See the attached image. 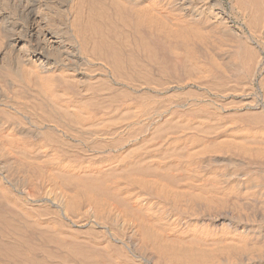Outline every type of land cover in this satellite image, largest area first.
I'll return each mask as SVG.
<instances>
[{"label":"bare ground","instance_id":"1","mask_svg":"<svg viewBox=\"0 0 264 264\" xmlns=\"http://www.w3.org/2000/svg\"><path fill=\"white\" fill-rule=\"evenodd\" d=\"M203 1H205V0H0V78L3 80L5 78L7 80L8 84H11L12 80L15 78L20 80L21 82L22 81L27 82L29 80L28 78L29 77L31 78V75L28 77V73H27L28 69L30 71H32V70L36 71V73L35 72H33V73H35V75L38 73V76L37 75L32 76V77H35L34 78L35 82H32V83L33 84L36 83L38 85L36 87H39L41 89L42 93L40 91H38V92H40V95L43 96L44 92L47 93V95H50L51 94L50 92H53L52 94H54V95H52V96L54 97V99H57L55 96H58V95H57V91H55L56 89H55L54 85H55L56 79L58 78L57 80H59V81H60V79L55 74L57 72H61L60 70L63 67L66 69H71L73 67V64L76 63L75 58L78 60L77 57H72V55H74V54H72L74 52L72 49V45L74 44L73 41H74V38L76 40L78 38L77 34L73 33L74 31H72V29L69 28V26H73V25L74 26L77 25L78 29H81L82 25H85V26L88 25L89 26V32L91 33V35H89L90 34L89 32H88V35H89V38L91 37L89 40L92 41L90 45L92 46V44H93V47H91L92 51L89 50V52L91 51V53H90L91 55H92V52H94L98 55H101V57H102V55L105 56L107 54L108 60L110 61V64H113L112 66H114V68L109 63H107V66L109 64L110 67H112V69H114V72H116V70H118L119 72H120V70L124 71L125 70V69L123 70V68H124L123 59L124 58L121 55L123 53H120L121 51L118 48L119 45H117V43H120L121 48H122V46H121L122 44H121V42H117V43L115 42L114 44H116L117 45L116 46L113 44V41L110 38L112 35L113 37H115L114 38V40H115V39H117V35L120 36V32L118 31V29H120L122 27H120V28L116 27L117 25H119L118 22L120 21L122 23H124V22L131 23L133 25L134 29L136 30V32L139 29H146V33L151 32L153 34V37L155 36L154 34H156V36H158L160 39L162 37L166 38L165 40H167V41L165 44L169 45L166 48L170 47L171 49L176 48V49L180 50V53L177 51L179 53V56H176V58L174 57L175 62L172 61L174 63V66H175L176 62H178V63L182 62L183 66L185 65V62H190V66L188 65L189 69H187L186 67L185 68L187 70H190L191 69L190 67H192V70H195L196 73L201 74L202 76L199 75L200 77H198V74L196 75L199 78V80L202 77H204V79L209 78V87H210V85L212 86L209 89L214 88V91L220 90L221 92H226L227 90H229V91H231L230 94H232V92H236L237 90L243 89L245 87V85L248 83L249 78L253 77V76H251L252 71H253L252 69H253V66L255 64V60L257 59L255 56V54H256L254 51L255 49L253 48V45H250V43L247 40L250 38H243V36H241L240 33L239 34L235 33V30L231 26L232 24L230 22V19H229L227 13L225 12V10L223 8L221 0H209V3H206V2L202 3ZM232 3L236 9L239 8L241 12H244L245 14H247L248 20H247L246 24L251 28V30L253 29V31L258 32L259 35H261V37H262L261 41L262 42L255 40V42L258 43V45H259L258 47H260V45L264 44V0H232ZM239 9H237V10H239ZM84 13H86V14L84 15ZM111 13L113 14L112 15L113 18H115V19H111V22L109 20V23H108V18H109V15ZM241 16H242V14H241ZM124 24H122V26ZM84 27H82V29ZM69 29H71V31H69ZM131 29H133V28H131ZM73 30H74V27H73ZM122 30H124V29H122ZM80 31H82V30H80ZM84 32H85V30H84ZM124 32L125 31H121V33H124ZM139 33H141V32L140 31L137 32V34H139ZM83 34L85 36L86 32L82 33V35ZM126 34H128V33L126 32ZM152 34H150V35H152ZM257 34L254 35V37L257 36ZM78 35H79V33H78ZM122 35L124 37L123 38L124 41H126L125 39L127 36H124L125 34H122ZM232 35L235 37H233ZM137 36H139V35H137ZM120 37L117 40H120ZM81 38H84V37L81 36ZM258 38H259V36H258ZM123 39H122V42H124ZM256 39H257V37H256ZM163 41H164V39H163ZM82 42H83V40H82ZM79 43H80V40L78 41V44ZM83 43L86 44V46L88 44L87 40H85V39H84ZM138 43L140 44V47H141L142 42H138ZM144 43H145V41H144ZM144 43L142 44V48H143V52H146V55H147L151 51V48H149L150 45L148 46V43L147 44H144ZM161 44H162V42H161ZM123 45H124V43H123ZM129 46L131 47V45H129ZM223 46H225V49L223 48ZM83 48H85V47H83ZM83 48L81 50H83ZM152 48H154V47H152ZM171 49H169L171 51V53L173 51H175V49L174 50H171ZM84 50H86V49H84ZM181 52L183 53L182 56L180 55ZM85 53H86V51H85ZM129 53H127V54H129ZM150 53L152 54L154 52H150ZM175 53H176V51H175ZM175 53L174 54L172 53V55L174 56ZM178 53H176V54H178ZM127 54H126L125 60H128ZM98 55H96V56H98ZM206 55H207V57H206ZM256 55L258 56L259 54L257 53ZM123 56L125 57V55H123ZM133 56H132V58H134ZM93 57H94V54H93ZM98 57H100V56H98ZM71 58H73V59H71ZM105 58L107 59V56ZM105 58H103V59L105 60ZM146 58H148V56ZM134 59H135V65H139V64H136L137 59L136 58H134ZM153 59H155V58L153 57ZM150 60H152L151 57H150ZM183 60H185L184 63H183ZM193 61H196V62L194 63ZM132 64H133V61H132ZM132 64L130 62V65H132ZM141 65L144 66L143 64H141ZM141 65H139L140 68H141ZM133 66H134V64H133ZM130 67L132 69V66H130ZM127 68H128V66L126 67V69ZM133 68L138 69V67H135V66ZM141 69H144V68H141ZM254 69L256 70V68H254ZM133 70H135V69H133ZM30 71H28L29 74H32V72H30ZM62 71H64V70H62ZM110 71H111V69H110ZM122 71H121V73L126 74L125 76H127V78H128L130 73L127 74L126 70L124 72H122ZM131 72H135V76H137L136 72H138V71H131ZM141 72H144V71H141ZM190 72L186 71V73L191 74ZM255 72L256 71H254V73ZM258 72H261V71H258ZM192 73H194V71H192ZM196 73H194V75ZM139 74L140 73H138V76H139ZM141 74H140V76H141ZM32 75H34V74H32ZM110 75H111V72H110ZM117 75L121 76L119 73ZM54 76L57 78L54 79ZM68 76H70V75L68 74ZM122 76H123V74H122ZM125 76L121 77V78H125ZM72 77H73V74H72ZM142 77H145V74L144 75L142 74ZM61 78H64L63 75ZM129 78H128V80H130ZM16 79H15V81H16ZM31 79L33 80V78H31ZM64 79H66L67 81L70 80V78H68V79L64 78ZM79 79L81 80L82 78L79 77ZM204 79H201V80H204ZM61 80H63V79H61ZM74 80H75V78L73 79V81ZM76 80H78V79H76ZM83 80L85 81V79H83ZM20 81L17 83L15 82V83L17 85H18V83L21 84ZM71 81H72V79H71ZM84 81H83V84L84 83L87 84L86 83L87 81L86 82H84ZM26 82H25L26 85H29L31 83L30 82L29 84H27L29 81L27 83ZM206 82L207 81H205V83ZM259 82H260L261 91L263 92L262 97H264V77L262 79H260ZM71 83H73V82H71ZM5 84H6V82H5ZM57 84H58V82H57ZM75 84H79V83H75ZM81 84H82V82H81ZM21 85H23V82ZM59 85H60V83H59ZM201 85H202V83H201ZM203 85L208 87V84L207 85L203 84ZM88 86H91V85L87 84V87ZM248 86L250 87V85H248ZM248 86L246 85V88H248ZM2 87H4V86H2ZM2 89L5 90V88H2ZM9 89H12V87H10ZM52 89H54V90L52 91ZM77 89L79 90V88H77ZM85 89H86V87H85ZM4 90H2V91H4ZM247 90H249V88ZM10 93H12V92H10ZM212 93H213V91H212ZM226 93H228V92H226ZM1 94L2 93L0 91V95ZM58 94H59V92H58ZM52 96H50V99L49 98H47V99L51 100L53 98ZM231 96H233V94ZM13 97L15 99V95ZM44 97L46 99L47 96H45V94H44ZM122 97H124V96H122ZM146 97H149V95ZM150 98H151V96L149 97V100H151ZM1 99L2 98H0V100ZM5 99H6V97H5ZM147 100H146V102H143V103H142V101L139 102V103H142L139 106L142 108V110L140 109V111H142L143 113L145 111H147L148 108H149V112L151 109L152 101H150L151 102L150 103L149 100L148 101ZM227 100H228V98H227ZM229 100L233 101L231 99H229ZM3 101H6V100H3ZM194 101H196V100H194ZM5 103H3V104H5ZM153 103H155V102H153ZM156 103H158V102H156ZM204 103L206 104V102H204ZM229 103L231 104V107H232V105L234 106L236 104V103L232 104L231 102H229ZM242 103H244V102H242ZM194 104H196L197 106L193 108V110H192L193 112L194 111L199 112L197 110H201V111L207 110L208 111L209 110L208 107H210V106L212 108L211 103H207V105H204V104L201 105L202 103H200L201 106L197 103H194ZM217 105H219V104H217ZM225 105L226 104L224 103V106ZM18 106H21V105L19 104ZM82 106H84V105H82ZM86 106H88V105H85L84 107H86ZM139 106H138V108H139ZM164 106L167 107L166 103H164ZM221 106H222V104H221ZM227 106H228V104H227ZM156 107H158V104L155 107L153 105V109ZM162 107H163V104H162ZM189 108H191V107H189ZM214 108H217V107L214 106ZM21 109L22 108H20L18 110L21 111ZM78 109H79V107L77 108V110L75 109V111L72 110V112H74V113H73V115L71 114L70 116L76 117L77 119L85 122L87 120V118H85V117H87V114L86 113L83 114L84 112H81V109L84 111L85 108L84 109L81 108V109H79V111H78ZM157 109H159V108H157ZM157 109H155V112ZM224 109H225V107H224ZM187 110H189V112H191L190 114L193 113L191 111V109H187ZM219 110H220V108H219ZM219 110H217V111H219ZM221 110H223V109H221ZM221 110H220V112H221ZM22 111H23V109H22ZM152 111H154V110H152ZM258 111H260V109ZM258 111L255 113L254 112L253 113H247L246 112V114L242 113V115H240V116L238 115L237 118H240L239 120H243L244 122L248 123V125H250L249 129L251 128L252 131H254L253 129L257 130L256 128H259L261 130V129H264V112H263L264 107H263V109H261L262 112L261 111L258 112ZM6 112L8 113V111H6ZM72 112H70V113H72ZM177 112H179V111H177ZM181 112H185V111L183 110ZM2 113L5 114V111L4 112L2 111ZM151 113H153V112H151ZM199 113H201V112H199ZM9 114H8V116H10ZM135 114H134V116H136L135 118L138 119L137 114L139 115V113L135 112ZM203 114H204V112H203ZM214 114L213 115L209 114V116L211 115V117H212V116H214ZM216 114L219 115V113H216ZM64 115H65V113H64ZM68 115H69V113H67L65 116H68ZM147 115L145 114V115H142L141 117H143V116L145 117ZM178 115H180V114H178ZM217 115H215V116H217ZM235 115L233 114L232 116H235ZM4 116H6V114ZM11 116H12V114H11ZM25 116H27V114ZM193 116H195V115H193ZM17 117H19V116L17 115ZM147 117H149V115ZM188 117L189 116H186V119ZM221 117L223 118V116H220V118ZM67 118L71 119V117H67ZM234 118L235 117H233V119ZM72 119H74V118H72ZM77 119H75V121ZM89 119L90 118L88 117V121H89ZM1 120L4 121V119H2V117H1ZM17 120H19V119L17 118ZM188 120H189V118H188ZM13 122H15V121H13ZM71 122H72V120H71ZM80 122H78V123H80ZM8 123H10V122H8ZM8 123H7V125L5 124L6 127H0V149H1L0 151L3 152V157H2L3 158V165L2 164L1 165L3 167H4V164L8 165V166L10 165L12 168L14 166L16 168V171L18 169L20 170V173L22 174L20 176H23V178H22V180L21 179L20 180L15 179L17 181V184L15 187L18 188V190L17 189L16 190H17V193L19 194V197H20L19 199L21 200V202H28V201L33 202L34 206L33 205L30 206L31 204L30 205L28 204L32 208L29 207L30 209H27L28 211H26V212H30V214L32 213L31 215L35 214V215H38L40 217H42V216L45 217V216H49L50 213L51 214L53 213L52 216L59 214L60 216H62L64 219H67V220L69 218H71V216L77 217V215H79V212L81 210V202H80V201H82V199L80 200V196H81V198H83L85 201L84 202L85 203V207H84L85 209L83 210V211H85L84 216L86 215L85 218L87 220H89V224L91 226L99 225V226L104 227V226H106V225L108 226L110 224L112 226L117 227L118 231L120 230L119 232L121 233V235L114 229L115 233L117 232L120 235V237L115 235V237L117 238V239H115V240H117L116 243H118V245H117L118 251L121 250L122 252H127L132 257H134L135 259L140 260V259L148 258V259H151V261L153 260V262L158 261L162 264H218L219 262H222L223 260L227 264H237L238 262H240L241 259L246 258V255L249 251L251 252V250L254 249L253 246L255 244H253L251 246L252 249H250L249 251L247 250V247H248V245H250V243L256 242V245L258 243V244H260V246L262 244V248L264 249V213L261 212L264 210H261L260 211L261 213H258L260 208L258 209V211L255 210V211H257V213L255 211H253V212H255V214L247 215V217H244L246 213L244 212L245 214H243V213H241V211H240V213L243 214L244 216H241V215L239 216L238 214H237L238 216L236 214L233 216L231 215L232 219L230 220L231 222H229L230 224L227 227H225L223 225V223H224L223 219H218L214 222H211L209 220H204L203 221L204 223H201V224H199L197 222L199 225L196 222H194V223L192 222V224L191 223H185L187 225V227L182 226V225L176 226L177 224H176V221L174 220L176 225L175 226L172 225L170 227H167V226H161L158 222L160 219H162L160 217L163 216L162 214L165 211V210L163 211V207H165L164 205L162 207H160V208H162L163 213L162 214L157 213V215H156V213L151 212L152 210H155L154 209L155 207L154 208L153 207L150 208L151 206L148 207V208H150L151 211L148 210L147 208H143V209L140 208L139 209V208H137L138 206L136 207L137 204H135V205L133 204L134 202L131 203L132 205H130V204H128L131 202L130 200H127L128 201V203H127V202L123 201L124 199H120V197L123 196V194L120 193V196H118L119 194H117V191H116L118 179L121 177H124L131 182H136L138 185H141L142 187L147 188L149 191L148 193L152 194V197H153V195L161 196L162 198L166 199L165 200L166 204H167V200H169V201L171 200V203L173 202V205H175L177 207H182V209H183V207L186 209H191V213L192 212L195 213L192 210L197 209V207L203 208L204 210H206V212L207 211L208 212H214L215 210H218V209H223L222 212H224V210H225L224 208L227 207V203H228L227 198H228V196L230 198L232 197V194H233L232 192L234 190L231 192V188H230V190H229V188H227L225 191L224 190L218 191V190H220V189H218V187H221V186H219L220 185L219 183H222L223 187H225L224 184L228 180L225 178H231L232 179V177H234V175L232 173H235L239 168L238 169L236 168L237 170H234L235 169L234 166L227 165L230 167H225L226 166L225 165L222 169H220L218 171L220 173V171L222 170L221 174L217 175L218 172L215 173V171H214L216 169L215 166L214 167L212 166L213 168H210V169L215 168L214 170H211L213 172H208V171H210L208 165L209 164L215 165V162H213L214 160L212 161V159H211L213 164H212V162L206 163V161H205V164L206 165L208 164L207 165L208 171L204 170L205 174L203 173L205 177H202V178L200 177V179H199L198 178L199 176H198L195 179L194 178L195 175L192 176V174H191V176H192L191 177L189 175L187 176V173L189 174L192 170L196 171V169L201 171V170H203V168L201 169V167L204 166V164L201 165L199 163L201 161H199V162L195 161L196 163L192 162L193 163L192 166H190L192 163L189 164V166H186L187 167L186 169H188V171H190V172L186 171L187 172L186 173V172L181 171L182 173L180 175L185 180L183 182L184 184L183 183L178 184V183H180V182H178V180L181 181L182 179H179V175H176L177 173L175 174V171H177L178 168L180 169V167H176L177 166L176 164H174L173 166L171 165V168H169L170 165L166 166L167 168L164 165H161V167H160V165L159 166H156V165L152 166L153 163H151L150 165H147V164L146 165H132L131 167L122 169L120 171H115V172H112V173L107 174V175L100 174V169L97 167L92 168L91 171H87V172L82 173V175L75 174V175L70 176V175H66L63 172L58 171L59 174H57L55 176L52 173V175L55 178L61 180V182H63L64 184L69 185V186L70 185L74 186V188H72V189H76V191L72 190L73 195H72L71 191H67L68 193L69 192L71 193V195H70V194L66 193V189L64 188V186H63V189H59L58 191H54L55 188H54V190H50V188H48V190H47L45 187H43V185H45L44 181L46 179V175L50 174V177L52 176L50 173L53 170L51 166L44 165V166L39 167V166H36L35 164L34 165H28L27 164L26 165L18 158V156H16L17 155L15 153L16 150L18 151V150L23 149V148L25 150L28 146L30 147V145H28L29 142L27 144L26 142L23 141L25 136H27L29 133L26 134L27 130H25L23 127H20L17 124L14 125L12 123L14 125V126H12L10 124L8 125ZM19 123H21V126L24 125V124H22V123H24L22 121H19ZM81 123H83V122H81ZM136 123H137V121H136ZM0 124H2V123H0ZM251 130H249L250 133H252ZM261 131L264 134V131L263 130H261ZM35 132H36V130H35ZM45 132H47L46 134H50V133H48V131H45ZM132 132H133V130H132ZM257 132H258V130H257ZM32 133L34 134V132H32ZM128 133H130V132L128 131ZM141 133H142V131H141ZM253 133H256V132H253ZM29 135H31V134H29ZM29 135L27 137H29ZM130 135H132V134H130ZM47 136H48L47 137V140H48L49 135H47ZM51 137H52V135H51ZM54 137H55V134H54ZM44 139H46V137ZM262 139H261L262 141L258 142V143H254L256 139L253 142L250 140L245 141V139H244V141L243 140H232L231 142H229V141L227 143L225 142L226 144L224 143V145H222L223 143L221 145L220 144H217V145L214 144L215 146L212 145V143L210 142L211 145L210 144H208V145L212 149L207 148V147H205V149L207 148L208 150L211 149L213 151V149L216 147V150L218 149L217 152L219 153V150L225 148L223 150L226 151V150H228L227 147H229V148L231 147V149H233V151H232L233 155H234L235 151L237 153H239V156L237 155L238 156L237 158L240 157V155L242 154L241 152L245 153V151H246V153H247V152H249L248 151L249 149H253V151H254V152H252L253 154L251 152H249V154H247V155H248V157L250 156V154H251V157H252V155H256V156H258L259 159H257V160H259V161H257V162L254 161L253 160L254 156L252 157L253 158L252 161L255 162L256 165L254 164V166L257 168V170L254 167L256 172H254V170H253V172L255 174L254 173L253 174L251 173V174H252V176L253 175L255 176L257 174L264 179V161H263V158H264V138H262ZM52 140L53 139H51V141ZM257 141H260V139L259 140L257 139L256 142ZM245 142L254 143V144L251 143V145H253V147L251 148L250 147L251 145L248 146L247 143H245ZM208 145H206V146H208ZM24 150H22V151H24ZM25 151H27V149ZM179 152L177 151L175 153V156H178L177 153H179ZM227 152H229V151H226V153ZM227 154L229 155V153H227ZM179 155H181V152ZM244 155L243 154L241 155L242 159H243ZM247 155H246V157H247ZM230 156H229V158H230ZM256 156H255V160H256ZM20 158H23V157L21 156ZM260 158H262L261 160L263 162H261ZM229 160L231 162V158ZM232 160H233V158H232ZM239 160H241V159H239ZM236 161H234L235 163L233 162L231 164H233V165L237 164ZM208 162H210V161H208ZM224 162H225V160H223V163ZM245 162L247 163V160ZM245 162H243L242 165ZM249 163H250V161H249ZM225 164H227V162ZM219 166H220L219 168H221L222 165H219ZM245 166L248 168V165H245ZM204 167L207 168L206 166H204ZM239 167H241V166L239 165ZM242 167L245 169L244 166H242ZM183 168L184 167H182V169H180V170L184 171ZM228 168H234V169L231 170ZM55 170H56V172H55V174H56L58 168ZM198 170L196 171L197 175H199L200 173L202 174V172H204V171H202L199 173ZM242 171H243V169H241V173H242ZM248 171H249V169H248ZM237 172H239V171H237ZM16 173H19V172H16ZM178 173H180V172H178ZM236 173H235V175H236ZM244 173L246 174V171ZM249 173H250V171H249ZM203 174H202V176H203ZM248 175H245V176H248ZM50 177H48V178H50ZM248 177L250 178V176H248ZM16 178H18V177H16ZM236 178H238V177L236 176ZM242 178L246 179L247 177L242 176ZM242 178H241V180H242ZM233 179H232V181H235V179L234 180ZM256 179H258V177ZM51 180L53 181V179H51ZM237 180H239V179H237ZM246 180H243V182ZM253 180H251L249 182L256 183V184H254V186L257 185V182H255ZM260 180H261V178L259 179V181ZM48 181L49 180L47 179V182ZM263 181H261V182H263ZM228 182H229V180H228ZM230 182H231V180H230ZM231 183L229 184V186L232 187V189H233V187L236 188L237 187L236 185H238L237 181L233 182L232 184ZM55 184H57V183H55ZM259 184H258V186H259ZM57 185H56V189L61 187V186L57 187ZM217 185H218V187H217ZM227 185H228V183H227ZM45 186H47V185H45ZM52 186H53V184H52ZM252 186H253V184H252ZM260 186H262V185H260ZM238 188H240V187L238 186ZM238 188H236V189H238ZM256 188H258V187H256ZM64 189H65V191H64ZM236 189H235V191H236ZM240 189L238 191H240ZM244 189H246V188H244ZM247 189H250V188H247ZM259 189L261 190L262 188H259ZM227 191L228 192L230 191L232 193L231 196L228 194ZM2 192H4V191L1 190L0 193L2 194ZM76 192L78 193L79 197L77 196ZM75 193H76V195H75ZM4 194L1 195V197H2V199H5L7 201L6 198H8L7 196L9 194L7 193L8 195H5L6 198H4ZM234 194L236 196H239L236 194V192H234ZM235 195H233V196L235 197ZM259 195H260V193H259ZM260 197L263 198V196H260ZM230 198H229V200H230ZM235 198H237V197H235ZM239 199H241V198H239ZM12 200L13 199L11 198V201ZM6 201H5V203H6ZM9 201H10V199H9ZM39 201L40 202L46 201L48 203H43L45 205H42L39 203L37 204V202H39ZM230 201L232 202L233 200H230ZM253 202H255V201H253ZM158 203H160V202H156L157 206H158ZM235 203H237V202H235ZM7 204H9V203H7ZM15 204H17V203H15ZM15 204H13V205H15ZM47 204H50V206L53 207L55 212L51 211L49 209V205H47ZM161 204H163V203L161 202ZM246 204H244V205H246ZM262 204H264V202ZM148 205H150V204H148ZM154 205H155V202H154ZM169 205L170 204H168V206ZM256 205H258V204H256ZM18 206H20V204ZM159 206H160V204H159ZM170 207H174V206L170 205ZM237 207H242V206H237ZM23 208H24V206H23ZM144 209H147V210H144ZM186 209H183V211H182L178 208L176 212H178V210H179V212L180 211L184 212ZM200 209H198L196 211V213L199 214ZM203 209H202V211H200L201 215L203 214L202 212H204ZM243 209H245V208H243ZM170 210H168V211H170ZM22 211H24V210H22ZM172 211H174V210H172ZM247 211H249V209ZM167 212H165V213H167ZM220 212H221V210L218 212V214ZM237 212H238V210H237ZM165 213H164V215H165ZM191 213L189 210L188 214L191 215ZM250 213H252V212L250 211L248 214H250ZM27 214H29V213H27ZM153 214H155L156 216H154ZM158 214H159V216H158ZM173 214H171V215H173ZM175 214H177V213H175ZM184 214H186V213H184ZM214 214H216V213H214ZM214 214L212 213V215H214ZM224 214H225V212H224ZM169 215L170 214H168V217H169ZM199 215L196 216V214H195L196 217H199ZM186 216H187V214H186ZM195 216L193 215V220L195 219L194 218ZM248 216H250V218H248ZM124 217H128L129 219H127V221H126L124 219ZM201 217H204V216H201ZM48 218H50V216ZM171 218H174V217H171ZM177 218H175V219L178 220ZM77 219H79V218H77ZM81 219H82V216H81ZM208 219H211V218H208ZM69 220L71 222L72 219H69ZM180 220L183 221V218ZM185 220H187V219H185ZM9 221L5 217L0 216V227H2L4 229V232H6L5 229L9 230L7 233L9 235L10 234L12 235L14 232L15 233L17 232V230H16L17 227ZM187 222H188V220H187ZM177 223H178V221H177ZM31 224L33 226H36L35 222L31 223ZM188 224H191V225H188ZM224 224H226V223H224ZM178 225H180V224H178ZM29 226L31 227L30 224H29ZM29 226H27V227H29ZM217 226L219 227V229L217 228ZM2 228H0V229H2ZM110 228H111V226H110ZM89 229H92L94 231L95 228H89ZM216 229H218V230H216ZM2 231H0V234H2L1 233ZM111 231H112V229H111ZM18 232H19L18 233L19 236L23 235V234H21L22 232H20V231H18ZM46 234L47 233H45V235ZM14 235H16V234H14ZM3 236L5 237V236H7V234L4 233ZM94 236H96V235H94ZM17 237H18V235H16V237H15L17 239V241L15 240V238H12V237H11L12 239H9V240H8V238L6 240V237H5L4 239L6 241H2L3 239L1 237L2 240H0V256L3 255L6 258L8 257L10 261L11 260L14 261L13 264H18V262L21 260H24L26 262V264H43V263L46 264L44 262L46 259L45 260L42 259L43 260L42 263H39V262L36 263V261L32 259V257H33L32 255L34 252L32 251V249L29 248V246L28 247L26 246V245H28L27 241H26L27 244L24 243L25 241H22L23 245H21V244H19L21 241ZM49 237H51V236L49 235ZM58 238L59 237H57V239ZM20 239H22V238H20ZM18 240L20 241L19 243H18ZM53 240H54V238H53ZM55 240H56V238H55ZM251 240H257L259 242L251 241ZM49 241H50V238H49ZM59 242L60 241H58V243ZM208 244H210V245H208ZM68 247H70V246L68 245ZM71 247H73V246H71ZM251 247H249V248H251ZM148 248H151L152 253L151 252L149 253L150 249L148 251H146V249H148ZM257 248L258 247H256V251L255 250H252V251H255L258 253L252 254L249 252L250 256L248 254L247 257H249L250 259L252 258V261L255 262L254 258H256V257L253 258V256H256V254H257V256L259 255L258 256L259 258L258 259L256 258L257 263L256 262L255 263L256 264H264V252H261L263 249L260 247L261 249L257 250ZM69 251H70L71 255L68 252L67 253L70 256H73L75 258H82L84 261H85V259H87V260L91 259V257L88 256V253L83 252L82 249L80 250L78 247L76 248V246L71 248ZM113 251H116V250H113ZM121 251H120V254H121ZM245 251H247V252H245ZM259 252H261L262 255H260ZM127 253H125L124 255L127 256L128 255ZM243 253H246V255L244 256ZM34 256H35V254H34ZM242 256L244 258H241ZM122 258H123V256H122ZM38 260L41 261L40 258ZM48 260L49 259H47L46 262H48ZM64 260L65 259H63V261ZM246 261L248 264L249 263L248 258L246 259ZM61 262H62V260H61ZM2 263H3V260H2ZM4 263H5V261H4ZM11 263L12 262H10V264ZM52 263H54V262H52ZM55 263H56V260H55ZM135 263L138 264V262H135ZM48 264H50V263L48 262Z\"/></svg>","mask_w":264,"mask_h":264},{"label":"rangeland","instance_id":"2","mask_svg":"<svg viewBox=\"0 0 264 264\" xmlns=\"http://www.w3.org/2000/svg\"><path fill=\"white\" fill-rule=\"evenodd\" d=\"M205 2L209 3V0H205L202 3H205ZM221 2H222V5H223L225 12L227 13V15L230 19V22L232 24L231 26L235 30V33L236 34L240 33L241 36H243V38H250L251 40L247 39L248 42L250 43V45H253V48L255 49L254 50L255 53L259 54L258 56L255 54L257 61L255 60V64H254L253 69H252L253 71H252L251 76H253V77H250L249 81H248L249 84L248 83L246 84L247 86L250 85V87L248 86L249 90H247L248 88H246V85H245V87L243 89L237 90L236 91L237 93L232 92L233 96H231L232 94H230L231 91H229V90L226 91L229 93L228 94L226 92H221L220 90H215L216 91L215 92L214 88L213 89L211 88L212 90L209 89L210 87H212L211 85L209 87V78L204 79V77H202L201 79H204V80H201V79L199 80L198 77L202 76L201 74L196 73L195 70H192V67H190L191 68L190 70H187V69H189L190 62H185L184 66L182 65V62L181 63L176 62L175 66H174V63H173V62H175L174 57L176 58V56H179L180 50L174 48L176 53H178V52L179 53L176 54L175 51H173L172 53L173 54L175 53V55L173 56L171 51L169 50L171 48L170 47L166 48L167 46H169V45L165 44L167 41V40H165L166 38L162 37L160 39L158 36H156V34H154V35L157 38L155 36L153 37V34L151 32H149V33L147 32L148 34L146 33V29H139V30L137 29L138 30L137 32H139V31L141 32V33L137 34L136 30L134 29V27L131 23L124 22L127 25L126 26L124 23L119 21L120 23L118 22L119 25H117L116 27H118V28L122 27V28L118 29L121 37L119 35H117V39L120 37L121 41L117 40V39L114 40L115 37H113L111 34H110L111 35L110 38L113 41V44L115 42L116 43L121 42V44H122L121 45L122 48H121L120 43H117V45H119L118 48L121 51L120 53H123V54H121L122 57L124 58L123 59V61H124L123 70L125 69L127 74L130 73L128 78L131 76L129 78L130 80H128L127 76H125L126 74L121 73L122 70H120V72L118 70H116V72H114V69H112V67L114 68V66H112L113 64H110V61L108 60L107 54L105 56L102 55V57H101V55H98L94 52H92V55L90 54L92 51L91 47H93V44H92V46L90 45L92 41L89 40L91 38V37L89 38V35H91V33L89 32V26L88 25H86V26L82 25V27L85 26L83 29L81 26H80L81 29H78L77 25L76 26H74V25L69 26L68 25L69 28H71L72 31H74L73 33H76L77 37H78L77 40L74 38V41H73L74 44L72 45V49L74 51L72 54L75 55V56L72 55V57H77L78 60L75 58L76 63L73 64V67L71 69H66L63 67L60 70L61 72H57L58 74L57 73L55 74L60 79V81H59V80H57L58 78L54 76V79L57 78L55 81V85H54V87L56 89L55 91H57V95H58V96H55L57 99H54V97L52 96V95H54V94H52L53 92H50L51 93L50 95H47V93H45V92L43 93V96L40 95L41 89L39 87H36V86H38L36 83H34L35 85L32 83V82H35L34 81L35 77H32V76H36V75L38 76V73L35 75L36 71H33V70L30 71L28 69V71H30V72H32V74H34V75L29 74V72L27 71L28 77L31 75V78H33V80H32L29 77L28 78L29 80L27 79L29 81V82L27 81L28 83L25 81L27 84H29L30 82L32 83V84L30 83L29 85H26L24 81H22L23 85H21L22 82L16 78H15L16 81H15V79H13L12 83L8 84L7 80L5 78H4V80L0 78V91L2 93L0 95V98H2L0 100V103H1L0 104V106H1L0 107V120H1V117H2V119H4V121H2V120L0 121V123H2V124H0V127H6L7 123L10 122V123H8V125L10 124V125L14 126L17 124L20 127H23L25 130H27L26 134H28V133L31 134V135L28 134L29 137H27L28 135L25 136V138L23 140L27 144L29 142L28 145H30V147L27 145L29 147V148L28 147L26 148L27 151H25L26 149L24 150V148L20 149L21 151L16 150V152H15L17 154L16 156H18V158L26 165L27 164L28 165H34L35 164L36 166H39V167L44 166V165L51 166L53 170L51 169L52 171L50 173H51V175L53 173V175H55V176L57 174H59L58 171L63 172L66 175H70V176L75 175V174L82 175V173L87 172V171H91V169L94 167H97L100 169V174L107 175V174H110L112 172L120 171L122 169L131 167L132 165H146V164L150 165L151 163H153L152 166H154V165L159 166L160 165V167H161V165H164L166 167V166L170 165L169 168H171V165L173 166L174 164H176L177 166L176 165L175 166L180 167V169H182V167H184L183 168L184 171L180 170L179 168H178L179 170L177 169V171H175V174L177 173L176 175H179V179H182L181 180L182 182L180 180H178V182H180L178 184H181L185 181L180 174L182 172L188 171V169H186L187 168L186 166H189V164H191L192 162L196 163L195 161H197V162L201 161L199 163L201 165L204 164V166L207 167L208 164L206 165L205 161H206V163H211L214 160L213 162H215V165L213 164V162H212L213 165H211V164L208 165L210 171H208V167L205 168L204 166L201 167V169L203 168V170L200 171V170L196 169V171L198 170L199 173L204 171V170H206L208 172H213L211 170H214L215 168L214 169H210V168H213L215 166L216 169L214 171H215V173H217L225 165H226L225 167H230L227 165H231V166H234L235 169L234 168H228V169L237 170L239 168L237 171L240 172L239 173L236 171L237 172V173L235 172L236 175H235V173H232L235 177V178L232 177V179L234 178L235 181H232L231 178H225V179L229 180V182H228V180L226 181L224 179L226 181L225 182L226 185L223 183L225 187H223L222 183H219L220 184L219 186H221V187H218V185H217L218 189H220L218 191H222V190L225 191L227 188H229V190L231 188V192L234 190L232 192L233 194L230 191L229 192L227 191L230 196L232 194V197L230 198L228 196V198H227L228 199L227 202L229 204L227 203V207L224 208L225 214H224V212H222L223 209H218V210H215L214 212H208V211L206 212V210H204L201 207H197V209L194 208L195 210H192V211H194L195 213L192 212L193 214L191 213V209H186L184 207H183V209H186V210L184 212H182L183 211L182 207H177V206L173 205V202L171 203V200L170 201L167 200V204H166V202H165L166 199H164L158 195H153V197H152V194L148 193L149 191L147 188L142 187L141 185H138L136 182H131L124 177H121L118 179L116 191H117V194H119L118 196H120V193L123 194V196H121L120 199H124L123 201H125L127 203H128L127 200H130L131 202L128 203L130 205H132L131 203L134 202L133 204L134 205L137 204L136 207L138 206L137 208H139V209L140 208L141 209L147 208L148 210H150V208L155 207L154 209L156 211L155 210H152V211L150 210V211L156 213V215H157V213L162 214L164 210H165L164 211V213H165L172 208L170 211L165 213V215L163 213L162 214L163 216L160 217L162 219L159 218L160 220L158 221L161 226H167V227H170L172 225L175 226L176 224H177L176 226L182 225V226L187 227V225L185 223H191L192 224V222L193 223L198 222L199 224H201V223H204L203 222L204 220H209L211 222H214L218 219H223L224 223H226V224L223 223V225L225 227H227L230 224L229 222H231L230 220L232 219V216L235 214L236 215L238 214L239 216L240 215L244 216L243 214L246 213L244 217H247V215L255 214V212L257 213L259 208L260 209H259L258 213H261V212L264 213V211H261V210H264V208H263L264 204H262L264 202V200H263L264 199V188H263L264 187V181H263L264 179L257 174L255 176L254 175L252 176V174L254 172H256V170H257V168L254 166V164H255L254 161H256V162L259 161V160H257L259 158L256 155H252V157L254 156V159H253L251 157V154L249 157L247 155V154H249V152H251V153L254 152L253 149H249L248 150L249 152H247V153L245 151L246 154L244 152H241L243 155L245 154L243 159H242L241 158L242 154L240 155L239 158H237L239 156V153H237L236 151L234 152V155H233V152H232L233 149H231V147L230 148L227 147L228 150H226V151H229V152H227V153H229V155H228L226 153V151L223 150L225 148L221 149L222 151L219 150V153H218L217 152L218 149L216 150V147L212 151L211 150L212 148L208 145V144L211 145V143H212V145H214V144L215 145H217V144L221 145L222 143H223L222 145H224V143L225 142L227 143L228 141L229 142H231L232 140H243L244 141V139H245V141L250 140L252 142L255 139L256 140L260 139V141L256 142V140H255V142H254V143H258V142H261L263 140L262 138H264V134L261 131V130L264 131V129L260 130L259 128H256L258 130V132L255 129H253L254 131H252L251 128L249 129L250 125H248V123L244 122L243 120H239L240 118H237L238 115L240 116V115H242V113L243 114H246V112L247 113H253V112L255 113L259 109L261 111V109H263V107H264V99H263L264 97H262L263 92L261 91L260 82H259L260 79H262L264 77L263 76L264 75L263 74L264 73V44H262V45H260V47H258L259 46L258 43L255 42V40L261 41L262 37H261V35H259L258 32L253 31V29L251 30V28L246 24L247 20H248L247 14H245L244 12H241L239 8H237V9H239V10H237L233 5L232 0H221ZM85 14L86 13H84V15ZM241 14H242V16H241ZM112 15H113L112 13L109 15L110 19L108 18V23H109V20L111 22V19H115V18H113ZM121 23L124 24L123 25L124 27L125 26L126 27L124 28ZM73 27H74V30H73ZM131 28H133V29H131ZM71 29H69V31H71ZM122 29H124V30H122ZM80 30H82V31H80ZM84 30L86 32L85 36H84V34L82 35V33H85ZM121 31H125V32L121 33ZM88 32L90 33L89 35H88ZM126 32L128 34H126ZM78 33H79V35H78ZM122 34H125L124 36H127L125 39L127 42L124 41V39H123L124 37ZM150 34H152V35H150ZM256 34H257V36L254 37V35H256ZM137 35H139V36H137ZM81 36H83L84 38H81ZM258 36H259V38H258ZM233 37H235V36H233ZM256 37H257V39H256ZM81 39L83 40V42H84V39L87 40V43H88L87 46H86V44H84L82 42ZM122 39L124 42H122ZM163 39H164V41H163ZM79 40H80V43L78 44ZM144 41H145V43H144ZM138 42H142L141 47H140V44ZM161 42L164 46L161 44ZM123 43H124V45H123ZM143 43L144 44L148 43V46L150 45L149 48H151L150 52H154V53L151 54L149 52L148 53L149 55L148 54L146 55V52H143V48H142ZM128 44L131 45V47ZM114 45H116V44H114ZM83 47H85V48H83ZM152 47H154L156 50ZM82 48H83V50H81ZM223 48L225 49V46H223ZM84 49H86V50H84ZM174 49H171V50H174ZM89 50H91V51L89 52ZM85 51H86V53H85ZM127 53H129V54H127ZM93 54H94V57H93ZM126 54L128 55L127 56L128 60H125ZM96 55H98L100 57H98ZM123 55H125V57ZM151 55L156 60L153 59V57ZM180 55L182 56L183 53L181 52ZM106 56H107V59L105 58ZM132 56L137 59L136 64H139V65L143 64L144 65V66L141 65V68H144V69H141L139 65H135V59L132 58ZM147 56H148V58H146ZM150 57L153 61L150 60ZM206 57H207V55H206ZM103 58H105V60ZM71 59H73V58H71ZM132 61H133L134 66L138 67L139 70L136 68H133L134 66L132 64ZM184 61L185 60H183V63H184ZM130 62L132 65H130ZM193 62L195 63L196 61H193ZM107 63H109L112 67H110L109 64L107 66ZM127 66H128V68H127L128 70L126 69ZM130 66H132V69ZM254 68H256V70ZM110 69H111V71H110ZM133 69H135V70H133ZM62 70H64V71H62ZM191 70L194 71V73H196V74L194 75V73H192ZM124 71H122V72H124ZM131 71H138V72H136L137 76H135V72H131ZM141 71H144V72H141ZM186 71L187 72L191 71L190 72L191 74L186 73ZM254 71H256V72L254 73ZM258 71H261V72H258ZM33 72H35V73H33ZM110 72H111V75H110ZM60 73L61 74L63 73L62 75L64 78H67V79L70 78V80L67 81L64 78H61L62 75ZM118 73L121 76L117 75ZM138 73H140V74L142 73L143 75L145 74V77H142V74H141V76H140V74L138 76ZM68 74L70 76H68ZM72 74H73V77H72ZM122 74H123V76H122ZM197 74H198V77L196 76ZM124 76H125V78H121ZM79 77L82 79L80 80ZM74 78H75V80L73 81ZM61 79H63V80H61ZM71 79H72V81H71ZM76 79H78V80H76ZM83 79H85V81ZM19 81L21 84L18 83V85H17L16 83ZM80 81L82 82V84H83V81L84 82L87 81L86 83L88 85H91V86L87 87V84H85V83L82 85ZM205 81H207V82L205 83ZM5 82H6V84H5ZM57 82H58V84H57ZM71 82H73V83H71ZM59 83H60V85H59ZM75 83H79V84H75ZM201 83H202V85H201ZM203 84H205V85L208 84V87L204 86ZM2 86H4V87H2ZM10 87H12V89H9ZM85 87H86V89H85ZM2 88H5V90L7 92ZM77 88H79V90ZM2 90H4V91H2ZM53 90L54 89H52V91ZM38 91H40V92H38ZM212 91H213V93H212ZM10 92H12V93H10ZM58 92H59V94H58ZM44 94H45V96H47L46 99L44 97ZM14 95H15V99L13 97ZM121 95L124 97H122ZM148 95H149V97L151 96V98H150L151 100H149V97H146ZM50 96L53 97L51 100H49ZM5 97H6V99H5ZM47 98H49V99H47ZM227 98H228V100H227ZM147 99L149 100V102L152 101L151 109H150V112H149V108H148V110L146 109L147 111H145L143 113L142 111H140V109L142 110V108L139 105H141L143 102H146ZM229 99H231L233 101H230ZM3 100H6V101H3ZM194 100H196V101H194ZM141 101H142V103H139ZM2 102L3 103L6 102V103L3 104ZM153 102H155V103H153ZM156 102H158V103H156ZM204 102H206V104ZM229 102H231L232 104H235V103L236 104L234 106L232 105V107H231V104ZM242 102H244V103H242ZM164 103H166L167 107L164 106ZM194 103H197L199 105H200V103H202L201 105H203V104L207 105V103H211L212 108H211V106L208 107L209 110L208 111L206 110L207 112L197 110V111L201 112L202 114L199 112H195V111H194L195 112L194 113L192 110L194 107L197 106ZM220 103L222 104V106ZM224 103L226 104L225 106H224ZM14 104L15 105L17 104V105L15 106ZM19 104L21 106H18ZM157 104H158V107L153 109V105L155 107V106H157ZM162 104H163V107H162ZM217 104H219V105H217ZM227 104H228V106H227ZM82 105H84V106L88 105V106L84 107ZM137 105L139 106V108ZM214 106L217 108H214ZM76 107L77 108L79 107V109L85 108L88 111L87 112L85 109L83 111L81 109V112H84L83 114H85V113L87 114V117H85V118H87V120L85 121L86 123L84 121L77 119L76 117L70 116L71 114L73 115V113H74V112H72V110H74V111H75V109L77 110ZM189 107H191V108H189ZM224 107H225V109H224ZM20 108H22L24 112L22 111V109H21L22 112L19 111L18 109H20ZM157 108H159V109H157ZM219 108H220V110L221 109H223V110H221V112H220ZM79 109H78V111H79ZM155 109H157L156 112H155ZM187 109H191V111L193 113L190 114L191 112H189V110H187ZM152 110H154V111H152ZM183 110L185 112H181ZM217 110H219V111H217ZM2 111L3 112L5 111L6 116H4L5 114H3ZM6 111H8V113ZM177 111H179V112H177ZM260 111H258V112H260ZM70 112H72V113H70ZM135 112L139 113V115H140L139 116L137 114L138 119L135 118L136 116H134ZM151 112H153V113H151ZM203 112H204V114H203ZM64 113H65V115L67 113H69V115L65 116ZM216 113H219V115L223 116V118L222 117L220 118V116L217 115ZM8 114L10 116H8ZM11 114L14 118L11 116ZM26 114H27V116H25ZM145 114L146 115L148 114L149 117H147L148 115L145 117L144 116L141 117L142 115H145ZM178 114H180V115H178ZM209 114H212V115L214 114V116L211 117V115L209 116ZM233 114L234 115L236 114V115L232 116ZM17 115L21 119L19 117H17ZM185 115L189 116L188 117L189 120H188V118L186 119ZM193 115H195V116H193ZM215 115H217V116H215ZM16 117L19 120H17ZM67 117H71V119L67 118ZM88 117L90 118L89 121H88ZM233 117H235V118L233 119ZM72 118H74V119H72ZM75 119H77V120L75 121ZM71 120H72V122H71ZM13 121H15V122H13ZM19 121L24 122V123H22L24 125L21 126V123H19ZM80 121L83 123H81ZM136 121H137V123H136ZM78 122H80V123H78ZM43 129L45 131H48V133H50V134H46L47 132H45ZM35 130L37 133L35 132ZM132 130H133V132H132ZM249 130H251L252 133H250ZM128 131L130 133H128ZM141 131H142V133H141ZM32 132H34V134ZM253 132H256V133H253ZM53 133L55 134L56 138L54 137ZM130 134H132V135H130ZM47 135H49L48 140H47V137H48ZM51 135L53 138L51 137ZM45 137H46V139H44ZM51 139H53V140L51 141ZM245 143H247L248 146L251 145L250 142L249 143L245 142ZM254 143H252V144H254ZM206 145H208L209 147ZM205 147L211 148V149L208 150L207 148L205 149ZM250 147L252 148L253 145H251ZM22 150H24V151H22ZM177 151L178 152L180 151L181 155H179L180 154V152H179V153H177L178 156H175V153ZM0 152H1L0 158L2 159V160L0 159V185H1L0 191L1 190L4 191V192H2V194L1 193L0 194L3 195L5 193L4 198H6L5 195H8V194L10 195V196L8 195L7 196L8 198H6L8 202L5 199H2V197L0 195V198H1L0 199V216L5 217L8 221L10 220L9 222L13 223L17 227V229H16L17 232L15 233L14 232L15 230H14L13 231L14 233L12 232L13 233L12 235L11 234L9 235L7 233L9 230L5 229L6 232H4V229L2 227H0V228H2V229H0V231L3 230L1 232L2 234H0V240L3 239L2 241H6L7 238L9 240V239L15 238L16 235H18L17 238H19V240L21 241L20 242L18 240V243L20 242L19 244L23 245L22 241H25L24 243H26V241H27L28 245H26V246L27 247L29 246V248L32 249V251L34 252L32 255L33 256L32 259L35 260L36 263L37 262L42 263V261H43L42 259H44V260L46 259L44 261L46 264H48V262L50 264H124V263L125 264H137L135 262H138V264H162L158 261L153 262V260L151 261V259H148V258L140 259V260L135 259L134 257H132L127 252H122L121 250L118 251V249H117L118 243H116L117 240H115V239H117V238L115 237V235L120 237V235H121V233L119 232L120 230L118 231L117 227L112 226L110 224L108 226L106 225L104 227L99 226V225L91 226L89 224V220H87L85 218L86 215L84 216L85 211H83V210L85 209L84 208L85 207V203H84L85 201L83 198H81V196H80V200L82 199V201H80L81 202V210L79 212V215H77V217L71 216V218H69V219H72L71 222L69 219L68 220L64 219L62 216H60L57 213L56 214L59 217L57 215L52 216L53 213L52 214L50 213L49 214L50 218H48L49 216L40 217V216L35 215V214L31 215L32 213L30 214V212H26V211H28L27 209L32 208L30 206H32V205L34 206V204H33V202H30V201L21 202V200L19 199L20 198L19 194L17 193L18 188L15 187L17 184V181L15 179H17V180L21 179L22 180L23 176H20V175H22L20 173V170L18 169L16 171V168L14 166H13V168L10 165L8 166L5 164H4V167L2 166L3 165V158H2L3 152L2 151H0ZM246 155H247V157H246ZM21 156L23 158H20ZM229 156L231 158V162L229 160L230 159ZM255 156H256V160H255ZM232 158H233V160H232ZM211 159H212V161H211ZM239 159H241V160H239ZM252 159L254 161H252ZM261 159L262 158H260V160ZM223 160H225L224 163H223ZM244 160L245 161L247 160V163ZM248 160L250 161V163ZM208 161H210V162H208ZM234 161H236L238 165L237 164H235V165L231 164ZM263 161H264V158H263ZM263 161L261 160V162H263ZM226 162H227V164H225ZM243 162L246 163V164L244 163L245 165H248V168L244 164L242 165ZM193 163L190 166H192ZM219 165H222L221 168H219L220 167ZM239 165L241 167H239ZM242 166H244L246 170ZM254 167L256 170L254 169ZM57 168H58V170H57V173L55 174V172H56L55 169H57ZM241 169H243L244 172L246 171V174L243 171H242V173H243L242 174ZM248 169H249L250 173H249ZM253 170H254V172H253ZM15 171L19 172V173H16ZM194 171L193 170L191 172L188 171V172H190L189 174L186 172L187 176L188 175L191 176V174H192V176L195 175L194 176L195 179L198 176H199L198 177L199 179H200V177L201 178L205 177L204 176L205 171L202 172V174L204 173L203 176L201 173L200 174L198 173L199 175H197V172L195 171L196 172L195 173ZM178 172H180V173H178ZM221 172H222V170L220 171V173L218 172L217 175L221 174ZM53 175L51 177H50V174L46 175V179L44 182H45V185H47V186L43 185V187H45L47 190H48V188H50V190H54V188H55L54 191H58L59 189H63V186H64V188L66 189V193H68L67 191H71V193L73 191H76V189H72V188H74V186H71V185L69 186V185L64 184L63 182H61V180L55 178ZM245 175L250 176V178L248 176H245ZM236 176L238 178H236ZM242 176L247 177L246 178L247 180L242 178ZM16 177H18V178H16ZM48 177L53 179V181ZM257 177H258V179H256ZM259 177L261 178L260 181H259V179H260ZM241 178H242V180H241ZM47 179L49 180L48 182H47ZM237 179H239L241 182ZM230 180L232 183L237 181L238 185H236L237 186L236 188H238V186L240 188L241 187L242 188L236 189L233 187V189H232V187L229 186V184L231 183ZM243 180H246L247 182L246 181L243 182ZM251 180L257 182V185H255V186L258 188H256L254 186V184H256V183L249 182ZM261 181H263V182H261ZM55 183H57L58 185ZM227 183H228V185H227ZM52 184H53V186H52ZM252 184L254 187L252 186ZM258 184H259V186H258ZM56 185H57V187L61 186L62 188L59 187L58 189H56ZM260 185H262V186H260ZM244 188H246V189H244ZM247 188H250V189H247ZM259 188H262L261 189L262 191ZM65 189H64V191H65ZM235 189H236V191H235ZM239 189H240V191H238ZM234 192H236V194L239 196H236L234 194ZM258 192L260 193V195ZM71 193L69 192L68 194L71 195ZM76 193H75V195H76ZM72 195H73V193H72ZM233 195H235V197H237V198H235ZM77 196H78V193H77ZM260 196H263V198ZM11 198L13 199L12 201H11ZM229 198H230V200H233V201L231 202L229 200ZM239 198H241V199H239ZM9 199H10V201H9ZM4 200L6 201V203ZM253 201H255V202H253ZM154 202H155L156 206H157L156 202H160V203H158V206H159V204H160V206L156 207L154 205ZM161 202L163 204H161ZM235 202H237V203H235ZM7 203H9V204H7ZM15 203H17V204H15ZM38 203L45 205L43 203H48V202H46V201L40 202L39 201V202H37V204ZM13 204H15V205H13ZM19 204H20V206H18ZM28 204L29 205L31 204V205L29 206ZM148 204H150V205H148ZM168 204H170L171 206H174V207H170V205L168 206ZM244 204H246V205H244ZM256 204H258V205H256ZM47 205H49V209L51 211H54L53 207L50 206V204H47ZM163 205L165 207H163V211H162V208H160V207H162ZM23 206H24V208H23ZM237 206H242V207H237ZM148 207H150V208H148ZM178 208L182 211L179 212V210H178V212H176ZM243 208H245V209H243ZM21 209L24 211H22ZM147 209H144V210H147ZM198 209H200L199 210L200 215L198 213H196V211ZM202 209L204 210V212H202L203 214L205 213L204 215L203 214L201 215L200 211H202ZM248 209H249V211H247ZM172 210H174V211H172ZM189 210H190V213L192 216L190 214H188ZM220 210H221V212L218 214V212ZM237 210H238V212H237ZM255 210H257V211H255ZM240 211L243 214H241ZM250 211L252 213L248 214ZM253 211H255V212H253ZM27 213H29V214H27ZM175 213H177V214H175ZM184 213H186L187 216ZM212 213L213 214L216 213V214L212 215ZM168 214H170V215L173 214V215H171V216L169 215V217H168ZM195 214H196V216L199 215L200 218L196 217ZM153 215L156 216L155 214H153ZM193 215L195 216L194 220H193ZM81 216H82V219H81ZM158 216H159V214H158ZM201 216H204V217H201ZM171 217H174V218H171ZM77 218H79V219H77ZM175 218H177L178 220H176ZM182 218H183V221L180 220ZM208 218H211V219H208ZM248 218H250V216H248ZM124 219L127 221V219H129V218L124 217ZM185 219H187L188 222ZM174 220L176 221V224H175ZM177 221H178V223H177ZM34 222H35L36 226H33L31 224ZM29 224L31 225V227L29 226ZM178 224H180V225H178ZM191 224H188V225H191ZM27 226H29V227H27ZM110 226H111V228H110ZM89 228H95V229L93 231L92 229H89ZM217 228L219 229L218 226H217ZM111 229L113 232L111 231ZM114 229L120 235L117 232L115 233ZM218 229H216V230H218ZM18 231L22 232L21 234H23V235L19 236ZM4 233L7 234V236H8V237L5 236L6 240L4 239L5 237L3 236ZM45 233H47V234L45 235ZM14 234H16V235H14ZM49 235L51 237H49ZM94 235H96V236H94ZM1 237H2V239H1ZM57 237H59L58 238L59 240L57 239ZM20 238H22V239H20ZM49 238H50L51 242L49 241ZM53 238H54V240H53ZM55 238H56V240H55ZM15 240L17 241L16 238H15ZM57 240L60 242L58 243ZM251 241H257V240H251ZM257 242H259V241H257ZM253 244H255L253 246L254 249H252V247H251ZM68 245L70 247L76 246V248L78 247L80 250L82 249L83 252L88 253V256H90L91 259L90 260L85 259V261H84L82 258H75L73 256H70L71 254H70L69 250L73 247L70 248V247H68ZM208 245H210V244H208ZM249 247H251V248H249ZM256 247H258L257 250L261 249L262 244L260 246V244H258V243L256 245V242L250 243V245H248V247H247V250L249 251L250 249H252V250L256 251ZM149 249H150L149 253L150 252L152 253L151 248L146 249V251H148ZM113 250H116L117 252L113 251ZM252 250H251V252L250 251L249 252L252 254L258 253V252L252 251ZM263 250L261 252H264ZM120 251H121V254H120ZM245 252H247V251H245ZM249 252L247 253V255L249 254ZM261 252H259L260 255H262ZM125 253H127L129 256L127 255L128 256L127 257L126 255H124ZM34 254H35V256H34ZM121 255L123 256V258ZM243 255L245 256L246 253H243ZM247 255H246V258H244L242 256L241 258H244V259H241L240 260L241 263L238 262L237 264H245V263L247 264V261H246L247 258L249 260L248 264H251V263L256 264L257 263L256 261L259 258L258 257L259 255L258 256H257V254H256V256L252 255L253 258L254 257L257 258V259L254 258L255 260L253 259L256 263L252 261V258L250 259L249 257H247ZM2 256H0V262L1 263H2V260H3V263L5 261L4 264H7V263L10 264V262H12L11 264L14 263V261H12V260L10 261L8 257L6 258L5 256H3V257ZM249 256H250V254H249ZM39 258L41 259V261L38 260ZM47 259H49L48 262H46ZM63 259H65L64 260L65 262L63 261ZM55 260H56V263H55ZM61 260H62V262H61ZM52 262H54V263H52ZM19 263L20 264H26V262L24 260L19 261L18 264ZM221 263L227 264V263H225L224 260L222 262H219L218 264H221Z\"/></svg>","mask_w":264,"mask_h":264}]
</instances>
